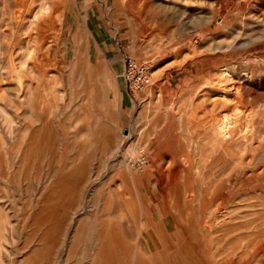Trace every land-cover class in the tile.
<instances>
[{"label": "rangeland", "instance_id": "374dc122", "mask_svg": "<svg viewBox=\"0 0 264 264\" xmlns=\"http://www.w3.org/2000/svg\"><path fill=\"white\" fill-rule=\"evenodd\" d=\"M0 264H264V0H0Z\"/></svg>", "mask_w": 264, "mask_h": 264}, {"label": "built area", "instance_id": "2783aa9c", "mask_svg": "<svg viewBox=\"0 0 264 264\" xmlns=\"http://www.w3.org/2000/svg\"><path fill=\"white\" fill-rule=\"evenodd\" d=\"M123 77L126 90L129 94L135 95L152 84L151 65L148 62L137 61L130 57L123 58ZM145 160L141 159V164Z\"/></svg>", "mask_w": 264, "mask_h": 264}, {"label": "bare ground", "instance_id": "6f19581e", "mask_svg": "<svg viewBox=\"0 0 264 264\" xmlns=\"http://www.w3.org/2000/svg\"><path fill=\"white\" fill-rule=\"evenodd\" d=\"M211 1V0H210ZM231 121V117H225L223 120H222V122H220V125H218L219 126V128H218V130L220 131L221 130V132H225V131H227V129L229 128L228 126H229V122ZM217 130V129H216Z\"/></svg>", "mask_w": 264, "mask_h": 264}, {"label": "crops", "instance_id": "0c3cea01", "mask_svg": "<svg viewBox=\"0 0 264 264\" xmlns=\"http://www.w3.org/2000/svg\"><path fill=\"white\" fill-rule=\"evenodd\" d=\"M145 254H148V252H145Z\"/></svg>", "mask_w": 264, "mask_h": 264}]
</instances>
